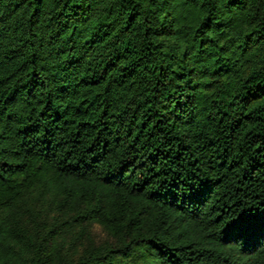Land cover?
<instances>
[{
  "label": "trees",
  "instance_id": "1",
  "mask_svg": "<svg viewBox=\"0 0 264 264\" xmlns=\"http://www.w3.org/2000/svg\"><path fill=\"white\" fill-rule=\"evenodd\" d=\"M0 264H264V0H0Z\"/></svg>",
  "mask_w": 264,
  "mask_h": 264
},
{
  "label": "rangeland",
  "instance_id": "2",
  "mask_svg": "<svg viewBox=\"0 0 264 264\" xmlns=\"http://www.w3.org/2000/svg\"><path fill=\"white\" fill-rule=\"evenodd\" d=\"M93 232L98 242H103L108 239L107 233L99 226H96Z\"/></svg>",
  "mask_w": 264,
  "mask_h": 264
}]
</instances>
